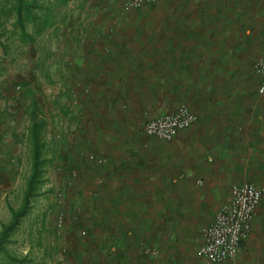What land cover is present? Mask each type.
I'll return each instance as SVG.
<instances>
[{
    "label": "crops",
    "instance_id": "1",
    "mask_svg": "<svg viewBox=\"0 0 264 264\" xmlns=\"http://www.w3.org/2000/svg\"><path fill=\"white\" fill-rule=\"evenodd\" d=\"M191 1L177 8H89L70 19L85 38L76 37L66 58V91L72 97L79 86L94 98L93 106L82 102L95 113L83 142L87 154L102 157L99 163L86 157L79 169L75 188L86 215L79 219L88 237H73L71 264H209L196 253L200 231L231 185H264V95L254 69L264 52V0ZM108 22L110 32L101 31ZM181 103L197 119L172 140L137 130L141 115ZM261 202L227 264H264ZM146 246L158 256L146 254Z\"/></svg>",
    "mask_w": 264,
    "mask_h": 264
},
{
    "label": "rangeland",
    "instance_id": "2",
    "mask_svg": "<svg viewBox=\"0 0 264 264\" xmlns=\"http://www.w3.org/2000/svg\"><path fill=\"white\" fill-rule=\"evenodd\" d=\"M32 1L36 5H52L51 18L56 19L40 35H35L34 24L27 23V31L34 38L30 42H22L18 37L8 36L10 31H15L12 28V15L5 24L7 34L1 36L4 44L11 47V52L6 56L0 46V230L2 225L10 221L12 210L20 208L32 173V145L28 134L32 123V107H38L37 116L47 121L42 131V140L46 145L43 154L49 161L41 165L42 172L38 173L39 181L34 184L35 195L30 198L26 215L10 233L5 243L6 250L0 251V264H71L68 249L73 243V237H88V232L84 229L87 225L82 224L79 219L86 215L81 207L83 197L75 188L80 178L78 165L74 169L76 177L72 186L65 184L62 173L71 171L74 167L68 156L86 150L83 141L90 131L88 127L92 125L89 118L92 119L95 113H92V107H83L82 102L86 98L88 105L93 106L95 101L87 94L85 97L79 86L74 89L72 97L66 91L65 85L71 84L64 80L66 73H69L66 58L72 53L71 46L76 37L78 40L85 38L80 28L73 32L70 19L81 18L82 11L86 13L89 8H124L121 0H72L59 7L56 0ZM8 2L0 0V5H8ZM192 2L157 0L141 9L187 7ZM35 12L42 15L44 9L36 8ZM116 18L105 17L109 20ZM110 23L107 28L101 24L99 29L110 32ZM121 23L125 24L121 21L118 25ZM3 29L0 27V32ZM147 118L142 115L139 117L137 130L144 131L143 124ZM57 133L62 134L60 140L64 138L68 148L61 143V148L55 149L54 139ZM97 133L98 128H95L94 135ZM71 146L78 149L76 153ZM77 197L80 198L79 203L76 201ZM60 198L64 204L62 207L59 206L62 203H59ZM261 203L264 206V197ZM60 211L65 216L62 226L56 223ZM83 230H86V235L81 233ZM191 235L196 238L198 230ZM190 244L191 247L196 245L192 240ZM193 264L199 263L193 261Z\"/></svg>",
    "mask_w": 264,
    "mask_h": 264
},
{
    "label": "built area",
    "instance_id": "3",
    "mask_svg": "<svg viewBox=\"0 0 264 264\" xmlns=\"http://www.w3.org/2000/svg\"><path fill=\"white\" fill-rule=\"evenodd\" d=\"M125 10L138 9L157 0H121ZM255 71L261 76L258 94L264 95V52L254 62ZM197 114L187 104L181 103L173 111L148 117L144 132L161 140H172L179 131L190 127ZM73 176L75 171L72 172ZM264 196V185L252 181L233 183L230 196L216 209L212 221L201 230L202 242L197 248V256L209 264H227L237 256L245 239L248 238L253 220ZM65 221L64 212L56 217L58 226ZM144 252L153 257L158 250L146 246ZM175 264V263H172Z\"/></svg>",
    "mask_w": 264,
    "mask_h": 264
},
{
    "label": "trees",
    "instance_id": "4",
    "mask_svg": "<svg viewBox=\"0 0 264 264\" xmlns=\"http://www.w3.org/2000/svg\"><path fill=\"white\" fill-rule=\"evenodd\" d=\"M70 1L72 0H56V2L58 3V7L61 5H66ZM8 3H9L8 5H3V4L0 5V27L4 28L3 31L0 32V46L3 49L4 54H6V56L10 54L11 47L8 44L7 45L4 44L3 40L1 39V36H4L7 34L6 33L7 29H5V24L7 23V21L12 15H13V20H12L13 27L12 28H14L15 31H12V32L10 31L8 36L15 37V38L18 37L22 42H30L34 38V35L30 34L27 31V27H26L27 23L34 24L36 26L35 35L36 34L40 35L41 33L44 32L46 27L53 24L54 20L56 19V18H51L50 10L52 9V5H48V6L47 5H36L34 1L32 0H28V1L27 0H13L11 2L9 0ZM53 6H56V5H53ZM36 8L44 9V13L42 15L38 14L37 12H35ZM37 109L38 107H32V115H31L32 123L29 127V133H28L30 136V142L32 145V165H33L32 173L28 179L27 187H26L24 197H23V202L20 208L12 210V216H11L10 221L2 225V228L0 230V251L6 250L5 243L7 242L10 236V233L18 226L21 218L26 215L28 208L30 206V198L35 195L34 184L39 181L38 173L42 172L41 165H43L46 161H49L48 159L45 158L43 154V151L46 145L42 140V131L46 127L47 121L46 119L37 116L36 114ZM61 135L62 134L57 133L54 139V147L56 150L61 148V145H60L61 143H64L66 148H68V143L64 141V138L63 140H60L63 137ZM71 147L75 149L74 152L76 153V150L78 149L74 148L73 146ZM66 152H68V150ZM77 155H79V157H77ZM86 157L88 158L90 157L95 162L98 161V163L102 159V157H98L96 153L87 154L86 150L78 151L76 155L72 154L70 157L68 156L69 162L74 166L72 170L75 171L74 169L78 168L77 171L79 172V169L82 167V163L86 159ZM71 171L67 170L66 173L64 174L62 173L63 177L65 178V182H66L65 184L68 186L73 185L74 183L73 180L76 177V175L72 177L73 174ZM77 192L80 193L79 191ZM59 195H61V193H59ZM61 202H62V198L59 199V203ZM63 205H64L63 202L59 204V206L61 207Z\"/></svg>",
    "mask_w": 264,
    "mask_h": 264
}]
</instances>
